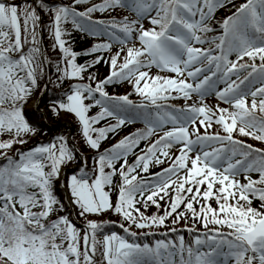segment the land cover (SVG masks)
<instances>
[{
    "label": "snow or ice",
    "instance_id": "6c2138e0",
    "mask_svg": "<svg viewBox=\"0 0 264 264\" xmlns=\"http://www.w3.org/2000/svg\"><path fill=\"white\" fill-rule=\"evenodd\" d=\"M68 116L75 135L35 139ZM247 139L264 145V0H0V264H264V147Z\"/></svg>",
    "mask_w": 264,
    "mask_h": 264
},
{
    "label": "trees",
    "instance_id": "16d2710c",
    "mask_svg": "<svg viewBox=\"0 0 264 264\" xmlns=\"http://www.w3.org/2000/svg\"><path fill=\"white\" fill-rule=\"evenodd\" d=\"M47 2L49 4L51 3V1H49V0H47ZM56 3H58V2H55V4ZM226 14H230V13L229 12H226L225 10H220L216 14V16L219 19V18L225 16ZM45 23H46V21H45ZM94 43L95 42H93V40H89L88 38L81 37L79 39V42L76 45V50L77 51H80V52H86L88 50V48L91 47V45L94 44ZM44 47L49 50V55L50 56H53V57L58 56V53H52L51 52V43H50V40H48V37L46 36V32H45V43H44ZM78 62L81 63V64L84 63L85 62L84 61V58H81ZM51 71L54 73L55 72V69H52ZM98 71H99V74H100L101 78H103L109 72V69H108V67L106 65H103L102 64V65L98 66ZM40 89H43V84H41ZM40 89H38L35 92L34 95H36L37 93H39ZM110 91L113 92V93L119 92V94H121V95L126 94L128 92V90L125 88V86H120L119 88H110ZM130 91H131V89H130ZM52 96H53V91L51 90V86H49V90L46 92V96H45L46 104L49 102V100H50V98ZM73 127L76 130V127H75L74 123H73ZM43 131L45 132L46 129H44V128L41 129L40 135H38L35 138L37 141H47V139H48V137L50 135H54L55 136V135L59 134L58 130H55V128H53V130L46 131L45 133H42ZM247 140L249 141V139H247ZM257 143L261 147H264V145H261L259 142H257ZM29 144L31 145L32 144V141H29ZM17 147H19V145H17ZM142 147H143V145H142ZM164 166H167V163L164 164V165L155 166V167L150 168V173L149 174L151 175L152 172L161 170V168L164 167ZM143 175L144 174L141 172L140 173V176H143ZM58 195L64 196V192L61 189H58ZM65 202L67 203V201H65ZM213 206H215V204ZM254 206H258V204H254ZM164 207H167V204H164ZM149 211L151 213L155 214L159 210L155 206H153ZM109 219L110 220H113V221H118L119 220V217H117L115 215H110V216H106L105 217V220H109ZM169 223H170V221H169ZM179 227L181 229H184V228L187 227V223H181L179 225ZM111 230L112 231H117L118 233H122L123 234V231L121 229H119L118 225H113L112 228H111ZM164 231H168V229H160V230H158V233H157V235L154 238L153 237H149V242H153L154 239H164L165 237L159 234L160 232H164ZM179 234L180 235H183L185 237V241H188L190 239V236H189V234L186 231H183L182 230ZM167 238H169V239H176V234H170Z\"/></svg>",
    "mask_w": 264,
    "mask_h": 264
},
{
    "label": "rangeland",
    "instance_id": "374dc122",
    "mask_svg": "<svg viewBox=\"0 0 264 264\" xmlns=\"http://www.w3.org/2000/svg\"><path fill=\"white\" fill-rule=\"evenodd\" d=\"M49 1H51L50 5H55V2H58L56 4L67 3L68 2V0H60V1L59 0H49ZM24 2H25V0H17V3H21L22 4ZM28 2L30 3L31 0H28ZM96 17L99 18V19L100 18H104V16L102 14H99V13L96 14ZM44 20L46 21V24L49 22L48 18L46 16L44 17ZM46 36H47V32H46ZM50 43H51V41H50ZM124 86L128 90V92H130L131 88L126 86V85H124ZM45 96H46V92L43 94V96H41V91H39V93H37L36 95H34L32 97V100L29 101V106H28L30 113L35 112V104L33 103V101H35L36 103H39L41 108H43L46 105ZM213 101H215L216 103L215 102L213 103L212 101L208 102V103L211 104V105H215V104L219 103L216 99L213 100ZM182 103H184V102H182ZM221 107H227V105H222L221 104ZM45 123L47 124V130L46 131L53 130V128H55V130H58L59 134L63 133L65 135H68L69 133H71V134L75 135L76 130L73 127V119H72L71 116L63 117L60 120H53L51 123H48V122L45 121ZM137 129H138V127H135V126H127L124 130H122L121 136L115 137L111 141H106L104 143L103 147L104 148L109 147L113 143H115L118 140H120L121 138H123L124 135H130L132 132L136 131ZM45 132L43 131L42 133H45ZM52 136H54V135H50L47 140H49ZM76 139L79 140L80 137L76 136ZM247 142L253 144L254 146H256V144H258L256 141H253L251 139H249V141L247 140ZM85 154H87V153H85ZM62 174L65 177H68V176H70L72 174V172H70L67 169H65ZM62 183H63V181H62ZM59 189H61L64 192L63 188H59ZM64 195H65V193H64ZM105 217H104V219H105ZM72 218H73V220L76 222V224L78 226L83 223V221L81 219H78L75 216V214H73Z\"/></svg>",
    "mask_w": 264,
    "mask_h": 264
}]
</instances>
